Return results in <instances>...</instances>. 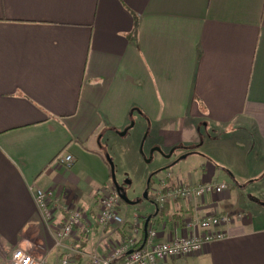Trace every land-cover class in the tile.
<instances>
[{
	"label": "crops",
	"instance_id": "crops-1",
	"mask_svg": "<svg viewBox=\"0 0 264 264\" xmlns=\"http://www.w3.org/2000/svg\"><path fill=\"white\" fill-rule=\"evenodd\" d=\"M130 129L160 148V178L149 205L120 201L122 222L100 225L112 186L99 148ZM62 151L69 169L54 165ZM179 182L227 189L169 197ZM32 186L53 189L51 222ZM64 206L90 227L57 247ZM208 215L230 217L215 228L227 236L160 264H264V0H0V264L16 249L91 264L128 240L141 247L150 225L169 241Z\"/></svg>",
	"mask_w": 264,
	"mask_h": 264
},
{
	"label": "built area",
	"instance_id": "built-area-1",
	"mask_svg": "<svg viewBox=\"0 0 264 264\" xmlns=\"http://www.w3.org/2000/svg\"><path fill=\"white\" fill-rule=\"evenodd\" d=\"M74 163L72 154L62 151L54 158V165L69 169ZM227 189V185L221 183H208L203 185H185L182 182L176 186L170 187L167 194L171 198H197L208 193H222ZM31 190L34 195L35 203L41 211L43 218L47 222L54 219L57 209V203L54 200L53 189H42L32 186ZM159 194V193H158ZM121 199L119 193L114 187L105 190L98 196V212L96 221L100 225L118 224L122 218L118 215L116 208ZM159 201H163L160 196ZM67 216L57 226L55 245L62 246L64 240L73 236L77 228L89 231L90 221L86 213L79 207L64 206ZM230 222L228 215H208L201 220L186 222L191 232L182 236H176L169 241H158L157 231L152 225L148 227L145 243L141 247H136L134 240H128L120 245L115 246L108 251L106 255L91 254L89 260L91 264H160L166 259L180 258L183 256L198 253L210 242L221 240L227 236L226 233L216 230L215 228ZM199 226L201 233H194L193 228ZM8 264H46L45 259L35 257L23 249L13 251ZM61 264H70L67 258L61 260Z\"/></svg>",
	"mask_w": 264,
	"mask_h": 264
},
{
	"label": "rangeland",
	"instance_id": "rangeland-1",
	"mask_svg": "<svg viewBox=\"0 0 264 264\" xmlns=\"http://www.w3.org/2000/svg\"><path fill=\"white\" fill-rule=\"evenodd\" d=\"M199 128L211 133L210 130H206L209 129L208 127L202 126ZM138 131L137 129H130L123 137L110 139L107 143L103 141L99 151L109 168L108 174L110 180L108 183L110 186L113 187V183L108 158L113 165L114 179L128 200L136 204L149 205V200L144 197V194L147 192L148 196H151L152 188H154L157 180L160 178V172L156 168L164 161V158L158 151L150 152L153 148L150 145V139L144 141L142 137L140 143L136 141ZM136 148L139 153L137 155L135 154L137 158L134 156V149L136 150ZM82 165L84 166L82 167V171L85 173V184L79 185L78 189L82 191L83 197L87 199L86 196L94 190V186L89 185L86 179L93 176L95 167L89 157L84 158ZM150 178L151 180L149 182ZM122 205H125V203Z\"/></svg>",
	"mask_w": 264,
	"mask_h": 264
},
{
	"label": "water",
	"instance_id": "water-1",
	"mask_svg": "<svg viewBox=\"0 0 264 264\" xmlns=\"http://www.w3.org/2000/svg\"><path fill=\"white\" fill-rule=\"evenodd\" d=\"M133 123H131L130 126H132ZM126 130H124L121 134H125ZM154 151H159L160 152V148L159 147H155L151 149V153ZM109 164H110V172H111V179H112V183H113V187L117 190V192L119 193L120 199L121 201L125 202V203H132L131 201L128 200V198L126 197V195L122 192V189L120 187H118L115 179H114V171H113V165L111 160L108 158ZM144 197L147 198V192L144 194ZM146 226V223H145Z\"/></svg>",
	"mask_w": 264,
	"mask_h": 264
},
{
	"label": "flooded vegetation",
	"instance_id": "flooded-vegetation-1",
	"mask_svg": "<svg viewBox=\"0 0 264 264\" xmlns=\"http://www.w3.org/2000/svg\"><path fill=\"white\" fill-rule=\"evenodd\" d=\"M183 147V146H182ZM175 148V147H174Z\"/></svg>",
	"mask_w": 264,
	"mask_h": 264
}]
</instances>
